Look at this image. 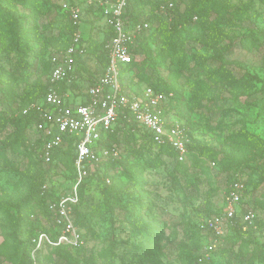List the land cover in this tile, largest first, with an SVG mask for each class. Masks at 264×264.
Masks as SVG:
<instances>
[{
    "label": "rangeland",
    "instance_id": "obj_1",
    "mask_svg": "<svg viewBox=\"0 0 264 264\" xmlns=\"http://www.w3.org/2000/svg\"><path fill=\"white\" fill-rule=\"evenodd\" d=\"M65 1L67 0H0V112L4 113L6 119L29 91H35L37 85L45 82L52 61L64 50L70 30L60 6ZM136 1L148 11L157 0ZM193 1L174 0L181 9H185ZM220 1L237 7L245 6L248 11H243L240 19H215L219 28V34L216 32V35L223 40L222 43L215 38L212 42L201 45L198 40L188 39L186 44L190 53L198 51L200 54H207L210 63L201 71L196 60L191 59L189 65L194 72L185 71L179 78L178 82L183 87L182 110L193 121L195 135L205 146H213L219 151L221 160H224L225 153H234L238 157L257 155V164L264 167V161L260 158V140H264V90L261 89L262 82L256 79L264 80V0ZM2 7L20 14L19 29L11 19L2 14ZM103 12L102 8L96 10V15L101 13L102 16L98 19L92 11H86V21L81 25L86 36L104 24ZM208 24L203 23L202 26L207 27ZM202 26L193 29V38L202 37ZM17 30L20 34L16 33ZM161 42L160 34L154 33L146 42L147 53L137 57L138 60L147 58L144 66L149 72H154L156 68L153 67L159 66L155 52L160 48ZM212 44L221 51L225 46H231V49L220 56L213 50ZM220 68L229 71L232 77L226 81H210L211 71ZM161 73L165 75L166 71L161 69ZM192 78L204 81L208 86L205 89L198 85L191 86L187 80ZM237 82L238 86H234ZM127 83L130 84V80ZM242 134L246 136V140L235 139V136L241 137ZM18 136L15 127L7 123V120L0 121V246L8 244V248L0 250V264H12L7 255L12 254L11 258H15L13 248L16 241L10 234L15 231L18 219L13 206L25 201L31 177L36 172L33 159L23 153L22 147L16 145L21 141ZM171 170L168 165L145 168V189L151 200L150 210L148 213L140 205L130 203L129 207L136 210L131 223L128 211L121 208H116L111 217L103 196L93 185L90 186L86 190L90 202L81 208L84 211L76 213L74 208L79 204L77 203L71 213L83 240L79 247L70 245L74 248L78 263L187 264L192 258L198 257L200 264L204 260H207L206 264H264V259L262 261L257 257L259 251L264 253V180H260L264 168L258 169L251 177L252 192L247 197L255 219L253 225L247 228L250 233L235 236L231 240L223 239L208 257H205L206 244L201 250L199 245H195L193 229L197 222L209 217L207 213L215 212L224 205L222 176L211 174L208 168L195 170L191 177L175 175ZM120 179L126 188L123 198L126 202L132 201L130 199L138 196L134 184L128 177L122 176ZM72 184L68 180L60 184L59 191L62 195L71 190ZM130 194L134 198H130ZM93 202H98L97 207H90ZM36 216L31 218L36 219ZM141 216L146 220L144 223ZM39 222L48 229L47 234L51 239V234L54 235L56 229L59 228L61 232V227L55 224V220L53 224L40 216ZM134 224H154L158 228L155 231L158 238L156 256L151 257L145 251L144 242L147 237L144 239ZM27 237L25 233L19 235L24 241ZM45 243L50 244L44 242L40 247L30 245L28 253L36 257L38 249L41 250L38 254L39 264H54L55 261L66 264L59 253L55 252L56 245L51 244L53 247L50 248ZM112 243L114 246L111 250L114 254L108 255ZM238 251L240 252L236 254ZM199 253L201 255L198 256ZM23 264L26 263L23 261Z\"/></svg>",
    "mask_w": 264,
    "mask_h": 264
},
{
    "label": "trees",
    "instance_id": "obj_2",
    "mask_svg": "<svg viewBox=\"0 0 264 264\" xmlns=\"http://www.w3.org/2000/svg\"><path fill=\"white\" fill-rule=\"evenodd\" d=\"M67 1L82 5V22L84 21V23L86 21L84 18L86 11H92L98 19L102 17L101 13L99 16L96 15V10H101L97 4L88 5L86 4L87 0L84 2L77 0ZM60 6L61 11L67 18L70 26L67 36L68 41L63 48V51H65L71 44L75 28L72 24L69 13L63 9L62 4H60ZM162 6L167 8L166 12L161 9ZM2 9V14L11 19L13 25L19 29V21L21 19L20 14L7 7H2ZM243 11H248L245 6L237 7L223 3L220 0H194L185 9H181L176 5L174 0H157L153 4L151 10L148 11L145 10L144 6H141L138 1H129L124 13V20L128 27H132L139 22L148 23V27L138 36L135 43L130 46V50L134 57L130 63L122 67V83L125 89L130 92H133L131 87L135 89L136 93H140L144 87L151 86L158 92L173 94L172 96H169L163 106L164 114L166 117H173L186 122L189 127V135L191 139L189 152L185 159L180 161L178 159L177 151L171 145L156 144L150 134L133 118L121 115L113 129L104 132L99 140V145L101 147H118L121 150V158L116 161L104 162L95 173L84 180L79 188L80 202L74 208L76 213H82L84 210L81 208L86 205V203L88 205L90 202V197L86 194V190L93 185L94 189H97L99 194L103 196L104 204L108 206L109 211H111V217H113L116 208H121L128 211V219L131 223L136 210L129 207L130 203L134 202L135 204L140 205L143 210L148 213L150 210L149 205L151 200L149 198V192L145 189L144 171L146 167L168 165L171 166V171H174L175 175L182 174L185 177L193 176L195 170L199 171L200 169L205 170V168H208L213 175L221 174L224 190L228 187L229 182L235 179L236 174L242 175L246 185L241 201L242 211L237 214L234 219V224L229 226L224 240H231L232 238H235V236L238 237L241 234L250 233V230L244 231L239 227L241 224V214L248 209H252L247 197L252 192L251 177L258 171V169L263 170L264 167L257 164V155L238 157L234 153H225L224 160H228V162H225L219 158L220 152L213 146H205L202 140L194 133L195 128L193 121H191L182 110L181 103L183 87L178 82L179 78L183 76L185 71L194 72L193 68L189 65L191 59L196 60L198 63L196 65L200 66L201 71H204L210 63V58L207 54H200L198 51L190 53L186 44L188 39L191 38L192 40H198L201 45L212 42L215 38L222 43L223 40L216 35V32L219 34V28L215 19L218 21L220 19H225V17H230V19H240ZM203 23L209 24L205 27L202 26ZM196 26H202L204 29L201 38L192 37L193 29ZM16 33L20 34V31L17 30ZM154 33H159L162 40L160 48L155 52V56H157L159 60V66L153 67L154 69L156 68L154 72H149L144 66L147 58L145 57L142 60H138L137 57L141 54L145 55L147 53L146 42L150 40L151 35ZM111 36L112 29L108 27L105 21L95 32H91L88 36H86L83 31L85 50L83 54H77L75 57L77 69L73 81L71 84H62L61 89L63 91H67L68 89L81 91L86 85L96 83L100 80L109 63V58L106 52V43ZM212 48L221 56L222 53L229 51L231 46L223 47V51L219 50L216 45ZM216 57L212 58L215 59ZM161 69L166 71L165 75L161 73ZM51 70L52 63L45 82L37 85L35 91H29L23 100H21L20 105L12 114H10V117H7L6 119L4 113L0 112V121L4 122L7 120V123H10L11 126L15 127L16 131L19 133L18 139L21 141L17 142V147L23 148L24 152H22L24 154L26 153L28 157L33 159L36 167V172L31 177L29 194L25 197V201L19 202L13 206L18 220L15 231L10 234L16 241V245L13 248L15 258H11L12 254L10 256L7 255V258L12 261V264H23V261L26 264H39L38 254L41 250L38 249L37 256L32 257L28 253V248L30 245H36L33 238L40 233L49 232L44 224L39 222L40 216L41 219L44 217L54 224L55 218L53 217V212L49 208V204L62 195L59 191L60 184H64L67 180L74 182L76 176L74 165L76 157L75 139H66L63 146L56 151L53 161L49 164H45L40 158L43 140L37 135L34 129L37 115L34 111H31L28 114H23L25 108L32 103L43 99L49 86V75ZM210 75V81L212 82L226 81L229 77H232V74L229 71H223L221 68L212 70ZM253 78L254 76H252V79ZM256 79L262 82L261 89L264 90V80H260L257 77ZM128 80H130V84L127 83ZM187 81L191 86L198 85L202 86L203 89L208 86V83L194 80L193 78L188 79ZM238 84L239 82L234 84V86H238ZM239 138L246 140L244 134H242L241 137L235 136V139ZM260 142V158L264 161V140H260ZM261 175L260 180L263 181L264 173ZM122 176L128 177L134 184L135 193H137L138 196L134 198V196L130 194V198H134L130 199L132 201L126 202L123 198V194L126 193V188L121 182L120 178ZM45 185L47 186V189L44 188ZM97 204L98 202H93L90 207L95 208L97 207ZM222 208L223 205L220 209L215 212L207 213V215L209 217L218 215L221 213ZM32 216H36V219L31 218ZM141 218H143L142 223H144L146 221L145 218L143 216H141ZM134 227L142 233L144 239L147 237V241L144 242L145 251L151 254V257L156 256L158 250V238L155 231H157L158 228H156L154 224L151 226L146 224L144 226L141 224H134ZM56 230L57 231L54 235L51 234L52 240L54 241L58 240L61 233L59 228ZM193 230L195 232V245H199L201 250L202 247L210 241L213 235L209 230L200 228V221L197 222V226ZM22 233H25L28 236L25 241L19 238V235ZM46 245L50 248L53 247L51 244ZM113 246L114 243L110 246L108 255L114 254L111 250ZM54 247L55 252L59 253V257L64 260L66 264H79L73 252L74 248L69 244L61 243ZM3 248H8V244L3 243L0 246V250H3ZM239 252L240 251L236 254ZM199 255H201V253H199L198 256ZM19 256L21 257L20 259L17 258ZM257 257L263 261V251H259ZM209 262L210 261H208V263ZM87 263L88 262L86 261L83 264ZM206 263L207 260H204L201 264ZM54 264H59V262L55 261ZM187 264L200 263L198 257H194Z\"/></svg>",
    "mask_w": 264,
    "mask_h": 264
},
{
    "label": "built area",
    "instance_id": "obj_3",
    "mask_svg": "<svg viewBox=\"0 0 264 264\" xmlns=\"http://www.w3.org/2000/svg\"><path fill=\"white\" fill-rule=\"evenodd\" d=\"M129 1L87 0L88 5L97 4L103 9L105 22L112 29V36L106 43L109 63L103 76L98 82L86 85L81 91H63L61 85L72 83L77 69L75 57L77 54H83L85 50L81 32L83 8L82 5L69 1L62 4L75 28L71 44L52 61L49 86L43 99L25 108L23 114L34 111L37 115L34 129L43 140L40 158L45 164L53 161L56 151L63 146L66 139H75L76 176L71 190L49 204L56 224L61 227L58 240H52L43 232L33 238L37 247L44 242L52 245L64 243L75 247L82 245V235L75 226L71 213L73 207L79 203V188L84 180L95 173L104 162L121 158V150L118 147L99 145L102 134L112 130L121 115L133 118L150 134L156 144L171 145L177 151L180 161H183L189 152L191 139L186 122L166 117L164 114L163 106L173 94L158 92L151 86L144 87L140 93L130 92L122 83V67L134 57L130 46L148 27L146 22L128 27L124 13ZM161 9L167 11L165 6ZM245 186L242 175L236 174L235 179L229 182L224 191L221 213L200 221V228L209 230L213 235L205 246V257L223 241L229 226L234 224L237 214L242 211L241 201ZM44 188L47 189V186ZM254 219L255 213L252 209L242 212L239 227L247 230L253 225Z\"/></svg>",
    "mask_w": 264,
    "mask_h": 264
},
{
    "label": "crops",
    "instance_id": "obj_4",
    "mask_svg": "<svg viewBox=\"0 0 264 264\" xmlns=\"http://www.w3.org/2000/svg\"><path fill=\"white\" fill-rule=\"evenodd\" d=\"M82 25V24H81ZM83 28H81V32H82V34H83V31H85V29L84 30H82ZM86 32V31H85Z\"/></svg>",
    "mask_w": 264,
    "mask_h": 264
}]
</instances>
